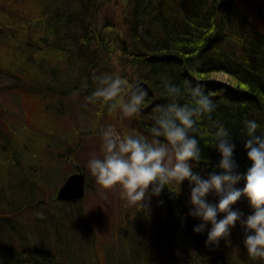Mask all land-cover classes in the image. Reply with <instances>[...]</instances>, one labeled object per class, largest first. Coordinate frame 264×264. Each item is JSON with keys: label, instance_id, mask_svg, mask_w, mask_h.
<instances>
[{"label": "trees", "instance_id": "trees-1", "mask_svg": "<svg viewBox=\"0 0 264 264\" xmlns=\"http://www.w3.org/2000/svg\"><path fill=\"white\" fill-rule=\"evenodd\" d=\"M112 1L0 0V76L14 83L4 91L35 101L34 108L19 99L12 108L0 106V264H260L241 236L205 247L211 225L194 233L201 221L188 215L190 199L177 185L161 193V213L150 216L143 207L113 245H87L93 259L79 249L75 237L84 242L93 227L81 202H56L55 194L80 146L40 128L51 133L52 116L61 120L75 108L80 126L97 121L108 108L86 103L95 76L119 75L148 92L130 125L149 138L153 109L170 102L164 82L200 86L215 105L199 121L200 132L214 133L218 124L231 132L241 174L250 167L244 121L255 120L257 135L264 134V0H120L119 13L108 9ZM215 73L234 84L211 79ZM197 138L210 161L197 173L206 178L220 156L208 147L210 135ZM45 146L48 163L39 167Z\"/></svg>", "mask_w": 264, "mask_h": 264}, {"label": "clouds", "instance_id": "clouds-1", "mask_svg": "<svg viewBox=\"0 0 264 264\" xmlns=\"http://www.w3.org/2000/svg\"><path fill=\"white\" fill-rule=\"evenodd\" d=\"M94 80L96 87L85 98L87 104L98 103L109 111L118 109L124 118L141 114L148 96L144 88H133L119 75L95 76ZM164 89L170 102L153 109L156 115L148 130L151 138L138 133L121 135L114 127L105 128L101 134L102 155L88 161L89 173L101 191L119 189L128 206L139 207H147L152 197L187 181L191 206L188 215L201 221L194 233H203L211 225L205 247L218 246L239 224L247 255L264 264V134L257 135L260 125L255 120L244 121L247 139L243 147L250 167L241 174L234 159L236 146L231 132L219 124L214 133L200 132L199 121L210 118L215 110L209 95L189 80L183 86L165 81ZM184 95L188 99L180 103ZM197 135H210L208 147L220 156L206 178L194 171L201 163L206 167L210 164L202 155ZM240 184L243 187H237ZM209 195L217 197L218 202H208ZM241 199L251 209L246 217L234 210ZM218 216L222 218L218 220Z\"/></svg>", "mask_w": 264, "mask_h": 264}, {"label": "rangeland", "instance_id": "rangeland-1", "mask_svg": "<svg viewBox=\"0 0 264 264\" xmlns=\"http://www.w3.org/2000/svg\"><path fill=\"white\" fill-rule=\"evenodd\" d=\"M118 1L120 0H113L112 3L108 6V9L117 11L119 13V11L121 10V6L117 4ZM211 79L225 85L234 84L232 78L224 73H215L213 74V77ZM13 84L14 83L12 78L0 76V106L12 108L16 104L15 99H19L21 102L25 104L28 103L30 107L34 108L35 101H33L32 99L25 100L22 96L13 93H7L4 91L6 88H9ZM56 89L59 91L61 90L60 88H58V86L56 87ZM73 112L75 113H72L69 116L62 118L61 120H59V118L56 116H52V124H49L52 128L51 133L47 132V127L40 128V130H44V134L47 135L50 139H55L59 137V135L60 137H65L68 135L69 140L75 142L78 146H80V148L77 150V153L74 150V157L70 159L68 171L69 175L73 174L75 172V165L78 164L84 170V173L87 178L86 193L83 200H81V207L83 209L85 219L87 223L92 225L93 231H91L90 236L88 235L81 237L84 240V242H82L83 244L81 243V239L79 241V238L77 236L75 237V239L79 243V249H81V251L83 252H86L87 258H91V254H95L89 247H87V245H89L90 247L94 246L95 240L97 244H103L108 242V244L113 245V240L117 237L119 238L121 234L120 231L124 228H129V226L127 225V220H130L131 217H134L137 212L139 213V211L143 207L128 206L126 201L121 199L119 189H114L112 191L107 192L101 191L99 189V186L96 184L95 179L91 176L88 171V161L93 158V156L99 157L102 155L101 134L105 128L109 126L114 127L116 131L121 135L132 134L137 132L134 131L130 125L132 119L122 117L118 109L115 111H109L107 109L105 113L99 114L101 116L97 121L92 118H86L83 124H81V126L78 123V121L80 120V111L75 108ZM17 124L19 125V122H17ZM79 126L80 129L78 131H81L82 137H78L75 141V135L73 133V130L77 129ZM18 131L20 130L17 129V132ZM49 151V147L46 151V146L43 148L42 151H40L39 155L42 157V160L41 162H39V167L45 166L48 163ZM194 171L198 172L197 168L194 169ZM177 186L178 188L182 189V191L185 192L184 194L190 199V187L188 182L185 181L181 186ZM207 201L215 204L218 202V198L214 195H209L207 197ZM161 205L162 203L160 196L152 197L150 202L148 203V206L145 208L147 209L150 216H154L155 214L161 213ZM234 210H239L243 212L244 216L246 217L249 212V206L247 201L241 199L240 202L234 206ZM238 236L244 237V233L240 228L239 224H237V226L232 229L229 239L232 240V243H235L237 238H239ZM96 248V250L99 251L98 245H96ZM119 251L120 249L118 248L116 254L119 253ZM179 252L180 250L178 251L177 247H174V254L179 255ZM259 263L262 264L261 261H259Z\"/></svg>", "mask_w": 264, "mask_h": 264}, {"label": "water", "instance_id": "water-1", "mask_svg": "<svg viewBox=\"0 0 264 264\" xmlns=\"http://www.w3.org/2000/svg\"><path fill=\"white\" fill-rule=\"evenodd\" d=\"M224 3L219 5L221 11ZM87 187L86 176L79 165H76V173L67 177L56 193V201L64 203H77L85 197Z\"/></svg>", "mask_w": 264, "mask_h": 264}]
</instances>
